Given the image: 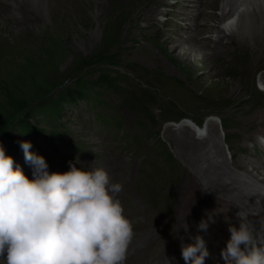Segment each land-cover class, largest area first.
Masks as SVG:
<instances>
[{"label": "rangeland", "instance_id": "374dc122", "mask_svg": "<svg viewBox=\"0 0 264 264\" xmlns=\"http://www.w3.org/2000/svg\"><path fill=\"white\" fill-rule=\"evenodd\" d=\"M131 1L80 0L77 16L61 5L62 8L56 12H59L56 14L57 18L50 20L44 17L41 10L25 9L23 7L25 2L22 6L18 5L12 9L14 8L12 0H0V11L2 10L6 18L4 23L0 21V143L5 145L11 141L10 137L3 139L4 134L9 132L12 140L31 141L32 151L50 152L53 156L57 155L58 147L80 146L79 149L67 147L64 155L73 162L78 158L85 166H89L95 159L98 165L110 171V174L123 178L121 192L134 190L136 203L145 209V213L140 214L145 216L147 212L152 223L155 219L156 229L161 228L160 235L164 236L169 228L166 227L167 223H163L165 218L161 214L156 216L151 209L154 208V203L151 205L147 203L146 192L150 187L142 184L141 181L145 180L142 176L157 172L163 181L169 179L173 181L175 178L178 184L186 178L183 193L190 196L194 188L197 190V184L190 181L189 167L184 166L180 155V151L185 150L184 146H178L174 139L180 132L184 133L179 127L180 118L187 117L198 124L206 122L209 128L217 126L218 140L220 124L217 119H220L226 132L236 136L228 142L230 146L236 148L251 131L250 127L258 124L257 117L261 108H264V91H260L257 85L260 76L264 74V58L250 67L248 64L251 54L236 45L235 41L241 39L237 35L233 37L234 43L229 42L218 57L206 60L207 67L203 66L202 62H193L189 58L187 55L189 52L184 51L188 46L180 45L179 37H176L179 42L167 43L168 49L164 50L161 42L165 40L166 35L158 32V27L148 29L147 33L151 35L149 40H145L142 34L137 33V26L142 24L151 26V22L139 12L131 13ZM140 1L150 4L144 0H136V3ZM221 1L202 0V5L208 13L220 16ZM242 1L244 0L238 1L240 3L237 4L236 11L232 10L229 16L227 15L235 16L234 21L226 23V20H223L225 22L220 21L216 25L223 30L230 28L234 30L238 16L251 15L254 10L253 4L257 2V5L263 6L264 9V0H245L248 1V5H242ZM168 2L167 7L160 8L163 13L157 16L156 24L161 23L159 27L167 28L170 34L175 32L180 37H188L190 31L187 26L198 24L194 23L192 16L197 15L199 6L192 7L180 2L175 4L174 0ZM97 4L103 8L98 23L94 18ZM171 9L174 11L170 13L174 15L170 18L172 14L168 15L167 11ZM185 9L190 13L184 12ZM59 15H62L60 19ZM181 15L186 17L182 18ZM184 26L185 30L182 28ZM216 35L205 33L201 36L215 38ZM211 45L210 51L213 47V44ZM176 46L181 48L180 51L171 50ZM208 50L203 48L202 51ZM106 77L109 82H105L107 85H104ZM80 81H86L89 92L87 94L91 98L98 94L99 98L104 100V104L96 102L95 99L90 103L79 99L72 104L63 103L59 101L60 99L58 104H54L50 100L47 105L52 106L51 114L60 107V115L53 114L52 119L46 121L39 115L38 117L34 115L28 121L23 120L27 111L45 103L51 97L55 98L57 94L72 88ZM232 83L244 85L248 91L234 96L231 94ZM105 114L116 116V119L122 121V126L113 127L116 120L111 116L106 118ZM251 114L258 116L252 121H246ZM135 119L140 120L151 133H156L161 141L156 140L155 148L147 152L145 157L156 155L167 162L169 154L166 147L172 154L174 165L167 166L151 156L148 160L142 158L144 156L142 151L153 145L150 137L145 139L140 137L145 147L141 152H136L135 157L123 151L127 144L130 148L133 147L130 143H125L128 141L126 137L122 139L121 129L123 127L125 133L137 135V128L136 133L132 128ZM27 129L34 131L38 141L24 136L28 132ZM256 134L254 132L253 137L256 138ZM130 139H134V136ZM220 146L226 153L229 152L223 143ZM207 148L209 152L212 150V154L200 152L202 164H206L208 161L206 159L211 155L217 156L214 147L207 145ZM133 159H137L136 173L127 164H131ZM140 160L144 162L139 163ZM16 164L32 178L31 166L25 161L24 154L14 162V167ZM77 165L81 166L80 163ZM258 172L264 175V172ZM232 174L239 176L236 172ZM179 186L174 192L182 191V187ZM151 195L153 197V193ZM195 198L202 200L199 203L203 210L209 207L205 203L206 198L201 195L187 199L181 206V199L177 195L175 201L176 205H180V212L188 211V208L190 209L188 213L191 214L196 202L189 206L187 204ZM212 207L213 210H219L217 206ZM137 210L139 209L136 206L135 212ZM175 221L178 222V214ZM160 260L162 262L165 258L162 257Z\"/></svg>", "mask_w": 264, "mask_h": 264}, {"label": "clouds", "instance_id": "9594fccd", "mask_svg": "<svg viewBox=\"0 0 264 264\" xmlns=\"http://www.w3.org/2000/svg\"><path fill=\"white\" fill-rule=\"evenodd\" d=\"M32 178L0 143V257L5 264H124L134 235L132 223L115 194L122 181H110L107 170L78 158L68 170L50 172L43 155L28 140L19 142ZM77 163L81 166L77 167ZM196 227L206 231L208 221ZM187 233L188 225L186 224ZM221 249L225 264H264V245L246 222L229 225ZM181 242L186 264H204L209 255L199 234Z\"/></svg>", "mask_w": 264, "mask_h": 264}, {"label": "bare ground", "instance_id": "6f19581e", "mask_svg": "<svg viewBox=\"0 0 264 264\" xmlns=\"http://www.w3.org/2000/svg\"><path fill=\"white\" fill-rule=\"evenodd\" d=\"M144 1H147L150 4L147 5L146 2H142V1H140V3H136V0L135 1L132 0L130 2L132 4V7H131V13L132 14L134 12H136V13L139 12V13H141V15L144 16V18L147 21L151 22V26H148L147 24H144V25L142 24V25H139L137 27L135 26L137 28V33L142 34L143 35L142 38H144L145 40H149V39H151V35H149L147 33L148 29L150 27L151 28L152 27L153 28L158 27V29H159L158 32H161L162 34L166 35L165 40L163 42H161V47L164 50L168 49L167 43L177 42L179 39L177 40L176 37L173 36V34H170V32L167 30V28L162 29L161 27H159L161 25V23L156 24V21H157V16L159 17V14L163 13L162 12L163 10L160 8L167 7L169 2H168V0H144ZM174 1H175V4H176V2H180V4H183V5L185 4V5L192 6V7H194L196 5L199 6L197 9V11L199 10V12L197 13V15H195V16L190 15L193 17L192 19H193L194 23H198L199 26H198V24L187 26L189 31H190V35L186 38V41L183 40L179 43L180 45H185V43H187L186 45L188 47H185L184 51L189 52V54H187V55L189 56V58H191L193 60V62H197V63H198V61L202 62V65L207 67L206 60L207 59L209 60V59L214 58V57H218L221 54V51L226 49V45L229 42L234 43L233 37L235 35L240 36V38H241V39L235 41V42H237L236 45L240 48L247 50L251 54V60H250V63L248 64V65H250V67L253 64H255L256 62H258L259 60L264 58V9L262 8L263 6L261 7L260 5H257V2L255 4H253L254 10L251 13V15L247 16V15L242 14V15L238 16V19H237L236 24L234 26V30L232 28H230V30H228V29L223 30L220 27H218L216 25V23L223 21V20H226V23L231 22L232 20L234 21L235 16L230 15V17H228L229 16L228 14L232 10L236 11V6L238 3H240V2H238L239 0H232V1L222 0L221 1V6H222L221 12L222 13L220 16H216L212 13H208L206 11V9L204 10L203 5H202V0L201 1L200 0H174ZM12 2L14 3V5H13L14 8H17L18 5L22 6L23 2H25V5L23 6L25 9H27V10L28 9L41 10L44 13V17L49 18L51 20V19L57 18V15L59 12L58 13H56V12L58 10H60L61 5H63V7H67L68 10L71 13H73L74 16H77V13H78L77 12V8H78L77 6L79 5L80 0L79 1H77V0H12ZM247 2L248 1H246V3ZM8 4H10V2ZM192 4H195V5H192ZM217 6H218V4H217ZM137 7H139V8H137ZM102 10H103L102 6L100 4H97L96 10H95L96 13H95V17H94L96 23H98L97 22L98 17H100V15H101L100 13H102ZM1 11H0V21L2 23H4L6 21V18L4 17V14ZM172 11H174V10L171 9V10L167 11L168 15L172 14L170 16V18L174 15L173 13H170ZM183 11L190 13V11L187 9H185ZM7 12H9V11H7ZM62 12H65V11L62 10ZM5 15H6V13H5ZM61 17H62V15L61 16L59 15V19ZM76 19H78V18H76ZM142 21H143V19H142ZM202 22H203V25H201ZM223 22H225V21H223ZM162 25L165 26V24H163V23H162ZM251 30H252V32H251ZM97 32H98V28L96 27L95 33H97ZM205 33H210V34L212 33V34H217V35L215 36V38H213V36H210L207 38H202L201 35H204ZM211 44H213V47H212V50L210 51L211 46H212ZM203 48L209 49L208 52H203L202 51ZM180 49L181 48L176 46V47L172 48L171 50L180 51ZM206 73H208V72H206ZM259 81H264V74H262L260 76ZM230 87L232 90L231 94L234 96L235 95L236 96L242 95L243 93L248 91L247 87L244 85H239V84L234 85L232 83V84H230ZM263 96H264V93H263ZM247 103H249V102H247ZM249 108H250V105H249ZM251 109H252V107H251ZM242 114H244V113H242ZM257 116L255 114H251L250 116H248L246 121H252ZM257 118H259V120H258V124L257 123L256 124L259 126V128L257 129L256 133L264 136V108L263 109L261 108V111L259 112V116ZM248 129H250V128H248ZM181 130L184 133L180 132L179 134H177L174 137V139H175L178 146L181 145V147H183V146L185 147V148L183 147V149H185V150L180 151V155H181V158L183 159V163H185V165L187 167H189L190 181L195 182L197 184L199 191H204L205 188H206V190H209L208 193H205L206 190L204 192H202V193H205L204 196H202V197L203 198H211L213 202L211 203V205H209L208 208L203 210L200 206L199 201H198V202H196L194 210L191 212V214L188 213V212H190V209H188V208H187L188 211H185V212L179 211L180 212L179 218H183L184 222L188 225V229H189V227H194L192 229H194L195 234L199 231V234L205 240V245H206V243L208 242V239L213 237V235H212L213 228L211 225H209L210 222L207 218V215L205 214L208 210L210 211L211 206H217L218 207L219 210L215 209L214 211H216L218 214H221L222 217L228 218V220L226 222L233 221V219L235 218V214H233V213L235 212L236 209H238V211H244V210L239 205V204H241L240 203V200H241L240 196H238L237 194H234L231 191V189L229 188L230 187L229 185L219 184L217 182V179L219 177L213 179V174L215 172H217L216 171L217 169L220 168L221 163H224L223 152L220 150L217 153L219 156H221L220 162L211 161L208 164V166H206V167L202 166V164H201V158L202 157H200V155L197 154L200 151L207 153V150H205V143L210 145L211 148L215 147L217 145V143H218V141H217L218 137L216 135L217 129H215L213 126H210L209 136H207V138L205 140L202 136H199V137L193 136V134L190 131L189 126L186 123H184L182 125ZM255 140L257 141L256 138H255ZM187 155H189V157H187ZM206 160H208V159H206ZM235 167L237 169H245L250 173L252 172V170L249 169L248 165L244 164L242 161H239L237 164H235ZM236 174H238V173H236ZM236 176L237 175H235V177ZM202 178L204 179V181H201ZM239 178L241 179L242 182L248 181L247 178L245 177V175H243ZM232 180L239 187L242 186V183L238 179L232 178ZM260 181L264 183V179H261ZM244 189H245V186H244ZM201 202H202V200H201ZM245 214H246V218L255 224V231L264 232V213H262L260 211H252L251 210L249 213L246 212ZM238 217L240 218V216H238ZM201 219H205L208 221V228L206 231H200L197 227H195V225ZM137 238H138V236H136V235H134L132 237L131 241H132L133 245L136 244ZM227 239H228V237H227ZM213 244H216V243H213ZM0 264H5L3 257H0Z\"/></svg>", "mask_w": 264, "mask_h": 264}, {"label": "trees", "instance_id": "16d2710c", "mask_svg": "<svg viewBox=\"0 0 264 264\" xmlns=\"http://www.w3.org/2000/svg\"><path fill=\"white\" fill-rule=\"evenodd\" d=\"M121 79V78H120ZM105 82H109V79L106 77L104 79V83ZM104 85H107L106 83ZM87 83L86 81H80L77 83V85L73 86L72 88H69L65 91L60 92L59 94H57V98L55 97H51V99H47V101H45V103L38 105L37 107H34L33 109L27 111L24 114L23 120L26 119L25 121H28L29 118L33 117L34 115L36 117L42 116L44 117V120H51L53 114L56 115H60L61 111H60V107H57L58 110H54L51 114V108L52 106L47 105V103L52 100V102L55 104H58V100L62 101L63 103H74L76 100L78 101L79 99H82L83 97L87 96L89 92H87ZM98 95V94H97ZM59 117V116H57ZM59 119H61L59 117ZM50 122V121H49ZM62 124V123H61ZM63 125V124H62ZM18 126V125H17ZM27 133L24 134L25 137H31L34 141H38L37 140V136H35L36 134L34 133V131H31L30 129H27ZM11 138V141L6 143L4 146L5 152L8 155H11L14 162L21 156L23 155V150L20 147V141L19 140H12V135L8 132V134H4L3 139H8ZM10 140V139H9ZM8 140V141H9Z\"/></svg>", "mask_w": 264, "mask_h": 264}]
</instances>
